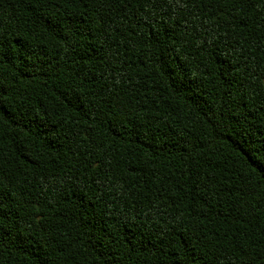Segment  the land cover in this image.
<instances>
[{"label": "trees", "instance_id": "trees-1", "mask_svg": "<svg viewBox=\"0 0 264 264\" xmlns=\"http://www.w3.org/2000/svg\"><path fill=\"white\" fill-rule=\"evenodd\" d=\"M0 264H264V0H0Z\"/></svg>", "mask_w": 264, "mask_h": 264}]
</instances>
